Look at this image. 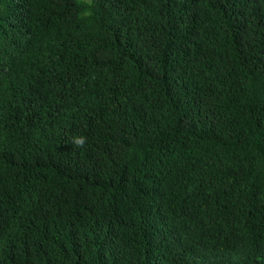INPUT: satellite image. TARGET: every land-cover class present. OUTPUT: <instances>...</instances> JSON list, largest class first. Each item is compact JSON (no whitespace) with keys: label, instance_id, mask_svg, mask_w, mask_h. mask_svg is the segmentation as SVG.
Instances as JSON below:
<instances>
[{"label":"trees","instance_id":"obj_1","mask_svg":"<svg viewBox=\"0 0 264 264\" xmlns=\"http://www.w3.org/2000/svg\"><path fill=\"white\" fill-rule=\"evenodd\" d=\"M0 264H264V0H0Z\"/></svg>","mask_w":264,"mask_h":264},{"label":"clouds","instance_id":"obj_2","mask_svg":"<svg viewBox=\"0 0 264 264\" xmlns=\"http://www.w3.org/2000/svg\"><path fill=\"white\" fill-rule=\"evenodd\" d=\"M87 143V137L84 136H76L72 139V144L77 148H83Z\"/></svg>","mask_w":264,"mask_h":264}]
</instances>
